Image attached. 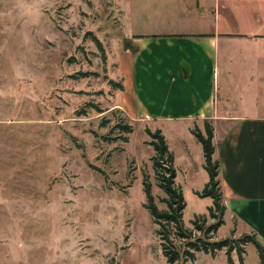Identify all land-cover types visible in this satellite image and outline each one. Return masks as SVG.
<instances>
[{"label":"rangeland","instance_id":"1","mask_svg":"<svg viewBox=\"0 0 264 264\" xmlns=\"http://www.w3.org/2000/svg\"><path fill=\"white\" fill-rule=\"evenodd\" d=\"M125 2L0 0V264H168L143 206L146 176L157 207L166 208L147 128L161 131L173 155L185 227L203 236L196 225L215 222L211 198L196 193L208 175L193 122L132 119L109 83L120 81L110 61L115 45L131 41L120 27ZM235 73L243 83L253 74L258 89L260 71L243 65ZM225 77L221 71L219 82ZM122 121L133 128L127 141L116 139ZM245 234L227 219L212 240L237 243L233 264H241L239 250L242 264H260L254 244L238 241ZM189 264L229 263L223 248L196 252Z\"/></svg>","mask_w":264,"mask_h":264},{"label":"crops","instance_id":"2","mask_svg":"<svg viewBox=\"0 0 264 264\" xmlns=\"http://www.w3.org/2000/svg\"><path fill=\"white\" fill-rule=\"evenodd\" d=\"M118 5L123 37L135 48L119 40L110 56L121 108L132 119L192 121L201 131L210 121L224 221L264 245V0ZM243 65L261 72L257 90L252 72L245 83L236 78Z\"/></svg>","mask_w":264,"mask_h":264},{"label":"trees","instance_id":"3","mask_svg":"<svg viewBox=\"0 0 264 264\" xmlns=\"http://www.w3.org/2000/svg\"><path fill=\"white\" fill-rule=\"evenodd\" d=\"M93 41L97 48L104 53V48L100 40L93 35ZM125 49L134 51V46L131 41L123 40ZM105 59V54L103 55ZM82 75L86 76L87 73ZM109 83L114 88L123 90V84L121 81L109 80ZM101 112V111H99ZM116 128H120L118 137L116 139H123L127 141L126 134L131 133L133 128L126 122L122 121L115 124ZM146 132L152 138L150 144L153 147L154 155L152 156V168L155 174V179L158 186L166 195L161 199L166 204L165 209H159L154 201V196L151 192V183L147 177L144 176L142 180L143 192L145 195V202L143 206L149 211L152 216L153 222L157 225V235L160 240L162 254L168 264H176L182 260L183 264H189L190 261L195 259L196 252L202 251L214 255L216 251L225 248L228 263L233 264L230 257V252L236 250L237 243L230 238H223L212 240V233L224 224V212L225 205L223 202V194L221 188V182L219 179V161L213 158L215 150L213 139V126L210 121L204 120L203 131L194 126L191 129L192 134L196 137L201 144L203 152V167L208 175V180L205 183L201 191H197V195L200 197L211 198V205L207 210L210 217L215 222L206 228L204 226L196 225V219L192 221L196 225L197 229L203 231V236H196L192 233L191 229L185 227L182 220V211L185 207V202L182 196L181 189L174 183L175 169L173 167V155L168 150L164 137L159 129L151 132L148 128ZM204 216H202L203 218ZM204 227V229H203ZM239 242L246 244L251 242L257 249L260 264H264V245L257 239L255 233L245 234L242 238L238 239ZM241 264L243 263V257L240 250L237 251Z\"/></svg>","mask_w":264,"mask_h":264}]
</instances>
